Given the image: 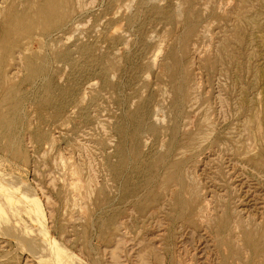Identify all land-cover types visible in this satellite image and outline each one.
<instances>
[{
	"label": "rangeland",
	"instance_id": "rangeland-1",
	"mask_svg": "<svg viewBox=\"0 0 264 264\" xmlns=\"http://www.w3.org/2000/svg\"><path fill=\"white\" fill-rule=\"evenodd\" d=\"M69 5L2 54L0 264H264V0Z\"/></svg>",
	"mask_w": 264,
	"mask_h": 264
},
{
	"label": "bare ground",
	"instance_id": "bare-ground-1",
	"mask_svg": "<svg viewBox=\"0 0 264 264\" xmlns=\"http://www.w3.org/2000/svg\"><path fill=\"white\" fill-rule=\"evenodd\" d=\"M211 1V0H210ZM78 2V1H77ZM70 0H0V64H2V60L1 58L3 57V52L5 53V46H7V42H13L14 41H17V36H13V34H17V31H19V33H21L22 31H31L34 33V35H43L45 32L51 30V28H53L54 26H58L67 16H68V12H69V9H70ZM183 12V11H182ZM173 14V13H172ZM208 29V28H207ZM30 33V32H29ZM207 34V33H206ZM27 35V34H26ZM33 35V36H34ZM205 35V34H204ZM13 36V37H12ZM210 36V35H209ZM41 37V36H40ZM48 37V36H47ZM17 38V39H16ZM20 38V37H19ZM28 39V40H27ZM27 39L26 41H29V43L32 41L29 40L28 38V35H27ZM25 40V39H24ZM35 40V39H34ZM35 42V41H34ZM38 45H39V50L37 51V56H40L41 54V49H42V45H43V42L38 39ZM23 44V43H22ZM33 44V42H32ZM37 45V47H38ZM35 46V45H34ZM27 47V46H26ZM28 47H29V44H28ZM161 47V46H160ZM159 47V48H160ZM9 48V46H8ZM30 49V48H29ZM35 49V47H34ZM7 51V50H6ZM11 51V50H10ZM32 51V50H31ZM9 52V51H8ZM7 52V53H8ZM33 52V51H32ZM31 52V53H32ZM159 52V51H158ZM34 53V52H33ZM36 54V53H34ZM180 54V53H179ZM12 55V54H11ZM10 55V56H11ZM25 55V54H24ZM42 55V54H41ZM23 56V55H22ZM174 57V56H173ZM176 57V56H175ZM156 61V60H155ZM175 61V60H174ZM31 63V62H30ZM167 66V64H166ZM6 68V67H4ZM1 69V68H0ZM41 69V66H36V68L32 69L31 71V74L34 75L36 74L37 72H39ZM184 73V72H183ZM3 74H5L3 72ZM13 74V73H12ZM35 76V75H34ZM2 77V75L0 76ZM13 77V76H12ZM5 80V79H4ZM2 86V83L0 81V89H1ZM177 88V87H176ZM1 95V94H0ZM4 95V94H3ZM14 95V94H13ZM193 98V97H192ZM1 100V99H0ZM181 101V100H180ZM12 102V101H11ZM16 103V102H14ZM17 104V103H16ZM15 104V105H16ZM180 107V106H179ZM2 108V107H1ZM180 110V109H179ZM3 112V110H1ZM5 111V109H4ZM9 112V111H8ZM18 112V111H17ZM179 112V111H178ZM262 112V111H260ZM186 114V113H185ZM261 115V114H260ZM8 116V115H7ZM16 116V115H15ZM179 116V115H178ZM11 117V116H10ZM20 117V116H19ZM261 118V117H260ZM181 120V119H180ZM183 121V120H182ZM21 123V122H20ZM8 127V126H7ZM16 128V127H15ZM13 129V128H12ZM3 131V130H2ZM15 132V131H14ZM203 133V132H202ZM1 134V133H0ZM11 134V133H10ZM16 135V134H15ZM210 136V135H209ZM241 136V135H240ZM4 137V136H3ZM197 137V136H195ZM201 138V137H200ZM194 139V137L192 138ZM16 141V140H15ZM178 141V139H177ZM190 141V139H189ZM198 142V141H197ZM188 144V141L186 142ZM239 143V142H238ZM190 144V143H189ZM238 145V144H237ZM16 146V145H15ZM186 146V145H185ZM184 146V147H185ZM247 146V145H246ZM249 147V146H248ZM230 148V147H229ZM191 146H190V149L191 150ZM202 149V148H201ZM239 150V149H238ZM238 152V151H237ZM240 152V151H239ZM243 153V152H241ZM240 154V153H239ZM235 155V154H234ZM186 158V157H185ZM253 162V161H252ZM2 163H3V160H2ZM1 165V163H0ZM2 166V165H1ZM5 167V166H4ZM3 167V168H4ZM177 169V168H176ZM182 170V169H181ZM178 171V170H177ZM183 171H184V168H183ZM182 171V172H183ZM4 171H2V168H0V194H2V196H0V213H3L5 215H7V218L9 220V215H8V207L9 206H6L7 204V200L10 198L9 196H11V192H12V195L15 196V192H18V189H19V186H16L14 185V187H11L10 184H9V179H7L3 173ZM181 172V171H180ZM175 173V172H174ZM184 173V172H183ZM172 174V173H171ZM180 175V174H179ZM178 175V176H179ZM169 177H172L171 175H168ZM182 176V175H181ZM179 176V178L181 177ZM141 178V177H140ZM183 178V177H182ZM181 179V178H180ZM184 180V179H183ZM75 182V181H74ZM77 183V189L80 191L81 193V189L79 188H82V186L84 185H81V187H79L78 185L80 183H78V181L76 182ZM132 183V182H131ZM178 183H179V180H178ZM75 184V183H74ZM12 185V184H11ZM73 190H75V186L73 185ZM89 188V185L87 186ZM179 187V186H178ZM188 188L191 186H187ZM186 187V189H188ZM23 188V187H22ZM91 188V187H90ZM89 188V189H90ZM25 189V187H24ZM76 189V191H77ZM192 189V188H191ZM72 190V191H73ZM87 190V189H86ZM190 190V189H189ZM20 191V190H19ZM193 193V190H191ZM86 192V191H85ZM14 193V194H13ZM19 193V192H18ZM181 193V192H180ZM184 193V192H183ZM188 193V192H187ZM197 195L199 196L198 192H196ZM23 194V193H22ZM186 194V193H185ZM184 194V195H185ZM186 195H189V194H186ZM8 197V199H7ZM21 197V196H20ZM23 198H28L31 202L33 203L32 204V207L33 209H30V213H28L29 215L31 214V212H33L31 214L30 217H32L33 219H37L39 218V216H41V207L37 206V204H35V197L31 194V192H29L27 189H26V192L22 195V199ZM76 198V196H75ZM176 198V196H175ZM182 198V197H180ZM201 198V196H200ZM177 199V198H176ZM187 200L185 197H184V200L185 201ZM25 201V200H24ZM28 201V200H27ZM178 201V200H177ZM181 201V199L179 200ZM201 201V200H200ZM220 201V200H219ZM14 202V201H12ZM20 202V201H19ZM5 203V206H3V204ZM23 203V202H22ZM26 203V202H25ZM188 203V202H186ZM199 204V203H198ZM184 205V204H183ZM204 205V204H202ZM74 206V205H73ZM82 208V206L80 207ZM187 208V207H185ZM190 208V207H189ZM195 208V207H194ZM198 209V206L196 207ZM195 208V210H196ZM200 208V207H199ZM202 208V207H201ZM26 209V208H25ZM29 209V208H28ZM24 210V209H23ZM190 210V209H189ZM3 211V212H2ZM205 211V209H204ZM10 212V211H9ZM193 212V211H191ZM26 213V212H25ZM175 213V212H174ZM12 214V212H11ZM13 215V214H12ZM175 215H178V214H175ZM11 216V215H10ZM1 217V215H0ZM13 217V216H12ZM207 217V216H206ZM226 217V216H225ZM2 218V217H1ZM4 218H6L4 216ZM14 218V217H13ZM226 219V218H225ZM12 220V218H11ZM9 220V222L11 221ZM15 220V218H14ZM175 220V219H174ZM6 221V220H5ZM12 222V221H11ZM36 222H38L36 220ZM35 222V223H36ZM40 222V220H39ZM225 222V221H224ZM223 222V223H224ZM3 223V221H2ZM1 224V223H0ZM4 224V223H3ZM7 223H5L6 225ZM10 224V223H9ZM14 225V221L12 223ZM16 224V223H15ZM39 223H37V226H38ZM230 224V223H229ZM241 225V224H240ZM37 226H34V227H37ZM224 226V224H223ZM243 226V225H242ZM10 227V226H9ZM20 227V226H19ZM39 227V226H38ZM222 227V226H221ZM230 227H231V224H230ZM29 228V227H28ZM240 228H243L240 226ZM17 229V228H16ZM23 229V227H22ZM42 229V228H41ZM220 229V228H219ZM228 229V228H227ZM4 230H5V227H4ZM8 230V229H7ZM19 230V229H18ZM16 230V231H18ZM21 230V229H20ZM231 230V229H230ZM243 230V229H242ZM11 231V230H10ZM25 231V230H24ZM224 231V230H223ZM227 231V230H226ZM37 232V231H36ZM42 232V230H41ZM39 232V233H41ZM259 232V230H258ZM258 232L256 234H258ZM33 233V232H32ZM223 232L221 231V234ZM229 233V232H227ZM262 235H263V232H261ZM38 234V233H37ZM225 234V232H224ZM223 234V235H224ZM13 235V234H12ZM35 235V234H34ZM228 236V235H227ZM257 236V235H256ZM264 236V235H263ZM31 238V236H30ZM35 237H32V239H34ZM40 238V237H39ZM256 238V237H255ZM45 238H43L44 240ZM25 240V239H24ZM37 240V239H36ZM46 242L47 241H50L51 239L47 238L45 239ZM40 241V240H39ZM247 241V240H246ZM257 241V240H256ZM261 241V240H260ZM44 242V241H43ZM225 242V240H224ZM259 242V241H258ZM48 243V242H47ZM260 243V242H259ZM39 244V243H38ZM43 245V243H41ZM45 244V242H44ZM255 244V243H254ZM258 244V243H257ZM262 244V243H261ZM41 245V247H42ZM49 246V245H48ZM52 246V245H51ZM252 246V244H251ZM35 247V246H34ZM169 247V246H168ZM253 247V246H252ZM257 248V246H256ZM261 248V247H260ZM36 249V248H35ZM39 249V248H38ZM43 249V248H42ZM41 250V249H40ZM259 251V250H257ZM261 251V250H260ZM259 251V252H260ZM39 252V250H38ZM47 252V251H46ZM52 252V251H51ZM36 253V251H35ZM62 254V253H61ZM222 254V252H221ZM69 255V254H68ZM71 255V254H70ZM53 256L55 257V255H50L49 256V259L50 257L53 259ZM43 257V256H42ZM57 257V256H56ZM55 257V258H56ZM70 257V256H69ZM48 258V256H47ZM64 259V258H63ZM71 259V257L68 259V261ZM72 260V259H71ZM45 261H46V258H45ZM49 261V260H48ZM56 261V260H55ZM62 261V260H61ZM47 262V261H46ZM72 262V261H71ZM51 263L55 264L53 262V260L51 261ZM50 263V264H51ZM58 263V261H57ZM56 263V264H57ZM75 263V262H74ZM60 264V263H59ZM65 264V263H64ZM69 264V263H67ZM76 264V263H75ZM80 264V263H79Z\"/></svg>",
	"mask_w": 264,
	"mask_h": 264
}]
</instances>
